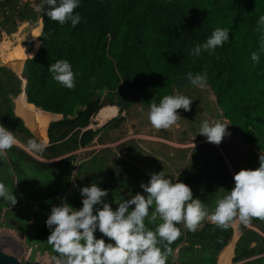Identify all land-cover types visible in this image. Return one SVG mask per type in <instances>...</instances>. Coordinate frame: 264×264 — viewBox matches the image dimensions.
<instances>
[{
	"label": "trees",
	"instance_id": "trees-1",
	"mask_svg": "<svg viewBox=\"0 0 264 264\" xmlns=\"http://www.w3.org/2000/svg\"><path fill=\"white\" fill-rule=\"evenodd\" d=\"M74 12L81 15L75 27L70 22L61 25L43 10L40 12L41 43L38 52L27 60L24 90L22 78L0 64V124L13 131L24 146L30 147V139L39 140L16 114L14 97L22 91L27 95L25 103L47 111L70 115L78 108L75 117L50 123V144L43 152L31 149L34 154L55 159L87 146L107 126L117 127L125 120L121 112L99 130H83L103 106L116 102L115 94L121 87L141 89L145 93L143 102L149 107L159 103L163 95L175 94V80L189 73H207L206 83L232 127L245 142L264 150V53L259 63L251 60V53L259 48L258 18L264 15V0H80ZM21 16L33 21L37 18L35 13ZM217 27L229 29V40L211 54L202 51L199 56L191 55V49L203 43ZM59 59L68 60L77 73L75 88L63 87L52 78L48 67ZM17 102L18 106L22 104L21 100ZM46 114L48 125L52 116ZM75 157L73 154L46 161L14 145L7 150V157L0 159V182L17 196L12 206L0 199V216L7 209V224L20 225L27 243L55 257L61 254L48 243L51 230L46 221L52 207L65 200L76 207L83 206L79 181L66 192L75 168L77 174L91 175L93 182H88L89 186L96 183L109 191L106 201L114 209L119 207L116 200L123 202L140 193L147 196L142 185L150 182L152 173L160 172L154 164L148 166L149 172L135 166L140 175L138 182L119 179L120 186L109 187L116 177L105 180L96 175L106 167L103 159L92 158L91 162H99L98 170H93L91 162H81L76 167ZM253 158L259 167V156L253 154ZM233 177L220 153L215 159L206 156L202 166L198 161L192 167L186 165L179 175L210 212L220 194L224 196L233 188ZM158 223L146 220L151 229ZM250 224L262 233L239 223L243 234L236 243L233 264H264V218L253 217ZM178 227L182 234L170 245L173 253L167 264H217L219 253L234 235L232 225L224 229L208 220L195 232L182 224ZM95 235L114 243L99 230Z\"/></svg>",
	"mask_w": 264,
	"mask_h": 264
},
{
	"label": "clouds",
	"instance_id": "clouds-1",
	"mask_svg": "<svg viewBox=\"0 0 264 264\" xmlns=\"http://www.w3.org/2000/svg\"><path fill=\"white\" fill-rule=\"evenodd\" d=\"M79 4L80 0H38L34 10H43L61 25L70 22L75 27L81 21L80 13L74 12ZM257 31L260 32L259 48L251 53L254 63H259L260 55L264 53V15L258 18ZM228 40L229 29L217 27L203 43L191 49V55L199 56L202 51L211 54ZM26 48L29 49L27 45ZM48 70L60 85L75 88L77 73L68 60H56ZM185 76L195 87L206 86L207 73ZM191 100L178 93L163 95L159 103L149 105L148 120L156 129H170L180 118L177 110H190ZM112 111L115 113L116 109ZM228 124L226 121L204 120L198 133L203 134L207 141L219 144L228 134ZM16 143L14 132L0 124V159L6 158L7 150ZM28 143L36 152H43L47 147L46 142L35 139H30ZM75 177L73 173V180ZM172 177L164 171L152 174L150 182L142 185L148 195L140 193L123 202L116 200L117 209L106 201L109 191L96 183L80 189L83 197L81 208L73 207L66 200L54 205L46 224L51 230L48 243L63 258L57 264H167L168 257L173 253L170 245L182 234L178 225L195 232L205 220L227 229L236 221L247 225L253 217L264 218V150L259 155V167L239 170L233 177V188L217 201L211 212L200 198L194 197L190 185L181 181L179 176L175 177V182ZM0 199L10 202L11 206L17 203L14 191L3 182H0ZM146 220L160 223L151 229ZM97 230L114 243L97 238ZM163 242L167 243L161 248Z\"/></svg>",
	"mask_w": 264,
	"mask_h": 264
},
{
	"label": "rangeland",
	"instance_id": "rangeland-1",
	"mask_svg": "<svg viewBox=\"0 0 264 264\" xmlns=\"http://www.w3.org/2000/svg\"><path fill=\"white\" fill-rule=\"evenodd\" d=\"M37 3L38 0H0V42H5V39L9 37L8 39L11 40L10 45L12 48L17 47V44L26 47L23 41L29 33L34 36L36 41L34 50L28 49L30 51L29 54L27 55V50V56L20 58L21 55H18L17 60L8 59V55L3 53L5 51L4 46L0 45V64H5L11 69L17 68L18 70H13L18 75L21 74L23 68L22 66L19 69L21 65L20 61L25 62L28 60L37 52L40 45L38 37L39 31L42 28V18L40 12L34 10ZM31 13L36 14L37 18L35 21L21 16L22 14ZM10 29L12 31L8 32ZM5 32H7L8 36L5 35ZM6 47L9 48L7 44ZM9 55L14 56L15 54L10 53ZM175 93L192 98L191 109L188 111L183 108L178 109L180 118L170 129H156L153 127L147 116L149 107L143 100L134 99L131 105L120 110L121 113H119L125 117V120L117 127L112 128L111 125L107 126L99 131L87 146L77 148L59 158L74 154L76 156L74 160L76 167L81 162L88 164L95 156L103 159L106 167L103 173H96V175L102 176L105 180L110 176L116 177L112 183L109 182L111 184L109 187H113L114 185L120 186L119 179L129 183L138 182L140 175L138 176L137 171L135 172V166L149 172L148 166L150 164L158 166L160 172L164 171L166 175L173 176L172 178L175 182V177H178L180 174L177 168H183L186 165L192 167L196 161L202 166L206 156L215 159L219 153L226 158L229 170L233 173L244 168L255 169L258 167L253 162V154L258 152L257 149L247 144L244 141L243 135L232 127L229 120L224 116L223 111L225 112V109L219 107L217 104V96L209 84L206 83L204 88H199L193 86L190 81H184L179 86H175ZM24 97L25 95L22 92L15 99L16 109L18 108L16 102L22 100ZM30 108L28 105L25 110L29 112ZM20 109L18 108V112ZM33 109L36 110V108ZM76 115L77 109L67 118H73ZM93 118H91L93 124L88 125V128H92L93 130H97L100 128L98 126L104 125L111 119L102 123H96V118H94L95 121H93ZM204 120H220L229 123L227 126L228 134L223 137L219 144L207 141V138L203 134L198 133L201 122ZM50 123L49 121L46 131ZM25 124L27 123L25 122ZM34 134L41 141L39 135ZM208 145L211 147L208 148ZM130 148H136L137 153L129 154L128 149ZM28 149L31 151V147H27ZM258 153L261 154V152ZM95 163L91 162V168L98 170L99 166L97 164L99 162ZM77 170L75 168L73 172L76 177L74 180L72 179L70 188L66 191L67 193H69L77 181H79L80 189L84 186H89L88 182H93V178L89 173L83 172L77 174ZM78 194L82 196L79 192ZM222 197L223 195L220 194V198ZM72 206L79 209L74 204ZM6 211L7 209L0 216V247L5 252L17 256L22 261L39 260L45 264H57L58 260L62 261V257L55 258V256H51L47 251L39 249L38 245L27 243L26 232L22 231L20 225L15 227L7 224L8 217L6 216ZM239 223L232 224L237 230L235 231L237 233L236 238L241 234V226L237 228ZM248 225L250 224L244 226L246 228L258 229L256 226L252 227ZM228 249L231 250L228 251ZM231 257H233V246L226 247L220 252L218 264H230Z\"/></svg>",
	"mask_w": 264,
	"mask_h": 264
},
{
	"label": "crops",
	"instance_id": "crops-1",
	"mask_svg": "<svg viewBox=\"0 0 264 264\" xmlns=\"http://www.w3.org/2000/svg\"><path fill=\"white\" fill-rule=\"evenodd\" d=\"M5 35H7V32H5ZM8 36V35H7ZM1 43V42H0ZM24 46V45H23ZM25 47V46H24ZM27 49V48H26ZM32 50H34V49H32ZM35 51H36V49H35ZM28 52H30V51H28ZM32 52V51H31ZM26 57V54H23V58H25ZM14 58L17 60V57L16 56H14ZM31 58V57H30ZM27 61V60H26ZM21 63H22V60L20 61ZM3 65H5V64H3ZM19 69H21V66L19 67ZM18 70V69H17ZM28 71V70H27ZM17 73V72H16ZM18 74V73H17ZM26 75H27V73H26ZM26 75L25 76H22V74H19V76L22 78V81H23V84H22V90H24L25 89V86H26V84H27V79H26ZM23 79H25V81L23 80ZM176 86V85H175ZM23 93H24V95H26V93H25V91H22ZM21 92V93H22ZM20 93V94H21ZM19 96V95H18ZM18 96H16V97H14V105H15V99L18 97ZM22 99V98H21ZM24 100H25V97L21 100L22 101V104L20 105V106H18V102H16V104H17V106H18V108L20 109V107H21V109L19 110V112H18V108L16 109L17 110V115L18 116H20V117H22L24 120H25V122L27 123V124H29V125H27L28 127H29V129L31 130V131H33L34 133H36L37 135H39V137L41 138V141H44V142H46V144H47V146L50 144V141H49V137H48V129H47V131H46V128H45V126L47 127V114L46 113H49L51 116H52V118H51V120H50V122H53V121H56V120H59V119H62V118H67V117H69V115H67V114H63V113H55V112H51V111H47V110H44V109H42L41 107H38V106H36L35 104H33V103H30V102H28V103H25L24 102ZM26 100H27V95H26ZM28 105H29V107H31L30 108V111L29 112H27L26 110H25V108H27L28 107ZM35 105V106H34ZM111 105H116V106H118V112H117V115L119 114V112H120V110L122 109V108H120V106H119V104L118 103H115V104H111ZM32 106H33V108H36V110H34L33 108H32ZM16 108V107H15ZM77 109V112H78V108H76ZM75 109V110H76ZM74 110V111H75ZM44 111V112H43ZM43 115V116H42ZM71 115V114H70ZM116 115V116H117ZM116 116H114V117H116ZM44 117V118H43ZM113 117V118H114ZM112 119V118H111ZM110 119V120H111ZM32 120V121H31ZM39 120H42V122H43V128L41 129V131L40 132H36V131H34L33 130V128H32V126H31V122L33 123L34 121H39ZM95 120V119H94ZM110 120H108V121H110ZM107 121V122H108ZM106 122V123H107ZM45 123V124H44ZM96 123H98V121H96ZM105 123V124H106ZM104 124V125H105ZM104 125H100V126H98V127H100V128H98L97 130H99V129H101ZM86 129H88V126H87V128H84L83 130H86ZM42 130H43V132H42ZM16 140H17V143L15 144V145H21L22 147H24V144L19 140V139H17L16 138ZM245 141V140H244ZM247 143V142H246ZM247 144H249V143H247ZM251 146H254V145H252V144H250ZM26 147V146H25ZM24 147V148H25ZM256 149H257V151L258 152H261V150H259L256 146H254ZM26 150H27V147H26ZM129 151H128V153L129 154H135V153H137L136 151V148H130V149H128ZM132 150V151H131ZM28 152H30L32 155H34L35 157H37V158H39V159H41V160H46V161H53V160H58V159H60L59 157L56 159H45V158H43V157H39V156H37L36 154H34L33 152H32V150L30 151L29 149L27 150ZM127 151V150H126ZM132 152V153H131ZM258 152H256V153H254V154H256L257 156H259L260 154L258 153ZM63 158V157H62ZM225 160H226V158H225ZM226 162H227V160H226ZM185 167V166H184ZM183 167V168H184ZM140 168V167H139ZM183 168H177V171H178V173H181L182 171H183ZM141 169H143V168H141ZM144 170V169H143ZM146 171V170H145ZM231 171V170H230ZM232 172V171H231ZM232 174H233V176L235 175V172L233 173L232 172ZM180 175V174H179ZM234 223H238V222H234ZM250 224V223H249ZM236 225V224H235ZM233 226V225H232ZM248 226H252L253 227V225H248ZM239 227V224H238V226H237V228ZM234 228V235L232 236V239L230 240V242H229V244L227 245V247L229 248V247H231V246H233V256H234V249H235V246H236V243H237V241L239 240V238L241 237V235L243 234V231L242 230H240L241 231V234H240V236L238 237V238H236V232L235 231H237L236 230V228L235 227H233ZM257 231L259 230V229H256ZM259 232L260 233H262L260 230H259ZM224 250V249H223ZM220 254V253H219ZM218 257H219V255H218ZM218 260H219V258H218ZM231 263L230 264H233L232 263V257H231ZM217 264H218V261H217Z\"/></svg>",
	"mask_w": 264,
	"mask_h": 264
},
{
	"label": "water",
	"instance_id": "water-1",
	"mask_svg": "<svg viewBox=\"0 0 264 264\" xmlns=\"http://www.w3.org/2000/svg\"><path fill=\"white\" fill-rule=\"evenodd\" d=\"M34 42L35 41L31 34H29L25 38V44L28 46L30 50L34 48ZM27 70H28V62L25 61L21 72L22 76L26 75ZM185 75L179 76L175 80L176 86H179L184 81H189L187 80ZM144 98H145V93L139 88L128 89L127 87H121L115 94L116 102L119 104L120 108H124V109L127 108L129 105H131L134 99L144 100ZM0 264H45V263L39 260L22 261L17 256L5 252L0 247Z\"/></svg>",
	"mask_w": 264,
	"mask_h": 264
},
{
	"label": "bare ground",
	"instance_id": "bare-ground-1",
	"mask_svg": "<svg viewBox=\"0 0 264 264\" xmlns=\"http://www.w3.org/2000/svg\"><path fill=\"white\" fill-rule=\"evenodd\" d=\"M9 38V37H8ZM8 38L5 39V42H1L0 45L4 46L5 48V51L3 52L4 54L8 55L7 58L8 59H13V60H16L14 58V56H16L18 58V55H21L20 58H23V54H26V47H24L23 45L21 44H17V47H13L10 45L11 44V40H9ZM6 44L9 46V48L6 47ZM11 46V47H10ZM1 47V46H0ZM26 49V50H25ZM34 49V48H33ZM15 54L14 56L13 55H9V54ZM29 54V52L27 51V55ZM26 55V56H27ZM24 65V61L21 63V67ZM14 70H17V68H13ZM23 69V68H22ZM112 109H116V112L113 113ZM118 106L116 105H111V104H107L105 106H103L99 111L98 113L96 114L95 118L98 122L102 123V122H105L107 121L108 119L114 117L117 115V112H118ZM43 116V115H42ZM44 118V117H43ZM32 121V120H31ZM33 130L36 131V132H40L41 129L43 128V122L42 120H39V121H34L33 123L31 122L30 123ZM45 124V123H44ZM29 125V124H28ZM46 128V126H45ZM31 129V128H30ZM32 130V129H31ZM43 132V130H42Z\"/></svg>",
	"mask_w": 264,
	"mask_h": 264
}]
</instances>
